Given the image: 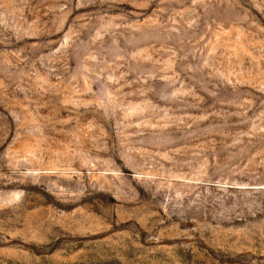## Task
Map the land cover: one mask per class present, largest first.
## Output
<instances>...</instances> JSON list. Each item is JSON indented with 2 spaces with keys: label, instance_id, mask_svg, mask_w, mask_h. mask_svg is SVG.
<instances>
[{
  "label": "rangeland",
  "instance_id": "1",
  "mask_svg": "<svg viewBox=\"0 0 264 264\" xmlns=\"http://www.w3.org/2000/svg\"><path fill=\"white\" fill-rule=\"evenodd\" d=\"M0 264H264V0H0Z\"/></svg>",
  "mask_w": 264,
  "mask_h": 264
}]
</instances>
